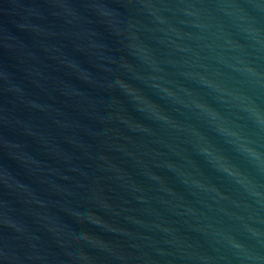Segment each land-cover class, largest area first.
Instances as JSON below:
<instances>
[{"label":"water","instance_id":"obj_1","mask_svg":"<svg viewBox=\"0 0 264 264\" xmlns=\"http://www.w3.org/2000/svg\"><path fill=\"white\" fill-rule=\"evenodd\" d=\"M0 264H264V0H0Z\"/></svg>","mask_w":264,"mask_h":264}]
</instances>
